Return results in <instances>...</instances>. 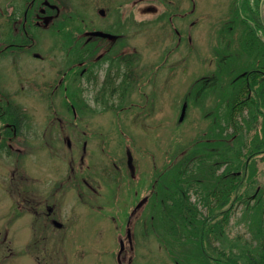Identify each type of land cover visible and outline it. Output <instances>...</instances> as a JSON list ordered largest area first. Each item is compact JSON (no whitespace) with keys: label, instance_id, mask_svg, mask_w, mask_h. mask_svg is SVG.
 <instances>
[{"label":"rangeland","instance_id":"1","mask_svg":"<svg viewBox=\"0 0 264 264\" xmlns=\"http://www.w3.org/2000/svg\"><path fill=\"white\" fill-rule=\"evenodd\" d=\"M53 1L58 17L35 35V46L21 52V45L6 47V43H21L17 23L7 25L6 21L11 8L17 13V2L13 0V6L0 0V49H14L0 52V92L19 106L25 132L23 141L13 138L12 148L0 151V264H118V237L132 209L127 200L139 199L152 185L155 193L132 220L131 263L209 264L192 235H187L192 223L181 226L180 213L183 206L195 210L197 206L196 215H205L203 189L210 188V181L209 165L204 163L209 160L197 161V155L207 150L205 145L195 147L197 138L202 132L209 137L214 122L215 126L222 123L223 107L217 108L214 121L210 110L227 96L230 70L245 66L251 55L231 49L233 58L220 45L221 25L230 18L234 1L89 0L88 25L106 27L111 33L108 39L98 40L99 52L118 35L122 55L138 54L133 67L139 80L128 83L130 77L124 75L121 64L122 74L115 78L124 87V95L103 100H95L92 89L78 76L72 82L84 94L83 100L69 96L65 100L62 89L67 86L53 85L57 87L49 96L39 92L50 89L43 79L58 83L72 57H77L72 49L62 48L58 34L62 29L51 25L76 15L75 25L82 26L84 12L73 0ZM100 7L105 10L102 16L97 12ZM240 28L236 25L238 33ZM93 42L90 49L98 47ZM230 43L232 48L238 46L236 35ZM218 53L226 67L224 75ZM104 67L106 63L96 70L99 78ZM67 77L71 78L69 71ZM221 134L219 138H229L225 130ZM126 148L135 157L137 173L132 176L124 164ZM183 157L190 158L192 165L182 166L189 171L182 182L186 195L171 204L166 196L178 188L176 171ZM223 168L219 166L218 173ZM79 175L91 183L95 194ZM54 180L57 184L51 187ZM24 183L42 190L38 191L41 196L48 190L59 198L55 216L62 228L50 222L42 226L40 219L21 214L17 205H21ZM163 207L168 209L165 213ZM242 211L248 213L249 208L240 202L228 213L224 234L218 235L219 244H229L241 255V263L246 261L242 242L233 236L248 228ZM31 217L32 224L26 225ZM250 232L245 231L246 237Z\"/></svg>","mask_w":264,"mask_h":264},{"label":"flooded vegetation","instance_id":"2","mask_svg":"<svg viewBox=\"0 0 264 264\" xmlns=\"http://www.w3.org/2000/svg\"><path fill=\"white\" fill-rule=\"evenodd\" d=\"M9 5H16L17 6V16L16 18L12 19L13 23H17L18 30L17 32L19 35H21V52H24L25 49L30 48L31 44L35 46V36L34 33L41 29V28H48L49 24L52 23V21L55 20V18L58 17L57 12V6H55V1L53 0H14V2H17L16 4L13 2V0H7ZM76 6L80 7L82 11L84 12L82 14L81 18V29L78 28L75 25V19L76 15H71L68 17V19L63 18L58 24H53L57 29H62L61 35L59 37L62 48L63 49H76L75 53L78 54V59L73 66L72 70L70 71L71 78H60L58 83L54 84V80L49 79H43V84L50 87V89L46 92L39 91L42 96H49L52 94V91L54 87L53 85H58L59 89L64 88V86H67L66 89H68V93H65L66 96L73 97L74 99L83 100L84 94L78 93L77 90V83H74V81L77 77V74H79L81 77V80L85 81L86 87L89 89L91 88L93 91V98L95 100H103L111 97L113 94L114 96L121 97V84L117 79L116 76L122 74L120 72V62L119 58L121 57V50L119 48V42L117 41L118 35H115L113 39H110L108 42V46L105 48L103 52H99L100 50V43L98 40L101 39H108V28L103 27L101 29H94L88 25L89 17L86 14L85 10L88 7L89 0H73ZM14 8H11L9 13L13 12ZM100 9H103V14L100 13ZM262 10V8H261ZM99 15H104L105 10L104 8L100 7L97 10ZM7 13V15H9ZM18 19V20H16ZM17 21V22H16ZM63 28H66L63 30ZM96 30H100L106 33L104 34H97L93 35L92 33ZM60 34V33H59ZM111 33H109L110 35ZM90 41H95L93 43L98 44V47L95 49H91L90 51ZM97 41V42H96ZM67 44H66V43ZM117 49V51H116ZM2 49H0L1 52ZM14 50V49H11ZM74 52V51H73ZM34 55L37 57L38 53H34ZM87 55V57H85ZM118 60V61H117ZM106 63V67H104V73L103 77L99 78L97 69L101 68ZM129 76H132L131 79L134 80V74L137 75V68H134L128 72ZM75 78V79H74ZM100 79V80H99ZM70 80V81H69ZM80 82V81H79ZM23 87V85H21ZM63 90V89H62ZM76 91V92H75ZM119 97V98H120ZM211 115L213 116V121L217 119L218 117V110L217 106L215 105L213 109L210 110ZM12 115H9V118H13L16 121V125H12L11 127V136L8 135L7 137L0 136V147H10L11 140L13 138L16 139L17 142H21L24 140V128L22 127V121H21V111L13 110L11 111ZM216 121L214 122V126H211L210 128V136H206V132H202L201 136L197 138L198 144L195 147H205L207 150L202 153L201 155H197V161L202 159L208 158L209 162L204 163L209 165V173L207 175L209 176V186L208 189H203V207L205 210L204 216H197L198 214V207L196 206V210L192 206H186L188 207V210L190 213H192L193 217L197 221H192L188 219L187 221L186 215L184 214L185 208L183 206L182 211L180 214L182 217L181 226L184 228L185 225L191 224L193 227V230H189L187 232V235H192L193 240L196 242L197 246L199 247L201 253L207 260L209 264H216L217 261V255L216 251L217 249H220L226 255H232L234 253V247L228 244L226 246H222L219 244L220 240H218V235H222L223 233V227L224 224L218 225V222L216 220H210V217L212 216L213 212H216V179L218 175V139L223 140L219 138L221 135H219V127L216 125ZM225 130L226 134L229 133V138H226L228 140V145H232V142L234 141L233 137V130L232 127L229 125L223 131ZM3 142H2V141ZM209 142H205V141ZM16 141H14L16 143ZM66 145L69 146L70 142L69 140H66ZM205 145V146H203ZM213 145V146H212ZM231 147V146H230ZM182 154V153H181ZM227 154L229 155L226 159L225 163H222L223 166L225 164H229L233 160L232 158V151L228 150ZM80 160H82V156H80ZM190 158L183 157V160L180 162L182 164L190 163ZM222 164L220 166H222ZM130 165V164H129ZM126 169L129 174L131 172L129 171V168L126 164ZM137 168H135L136 170ZM224 169V168H223ZM222 169V171H223ZM132 171V170H131ZM134 175L133 173L131 176ZM69 177V175L67 176ZM80 179L84 183V185L90 189L93 193H96V189L91 185V183L86 180L85 176H81ZM199 181V179H197ZM51 187L55 184H57V180H54L51 182ZM184 183V182H183ZM182 183V184H183ZM32 186V185H31ZM30 185H26V183L22 184L21 186V205H17V209L21 208V214H24L25 212L28 214H31L32 217H35L36 221L38 219V224H41L42 226L47 224V222L54 223L56 220V211L55 206L57 202H59V198L56 199L53 195H50L48 190H44L42 193V196L39 195L38 191L40 190H34L31 188ZM50 186V185H49ZM153 185L150 187L148 191L145 192L144 195L140 196L139 199L135 200V197L130 198L128 201L130 207L132 209L128 210V215L124 221V229L123 233H121L118 237L120 248L116 250L115 257L118 264H132V245H131V237H132V220L135 216L136 212L142 208V206L148 202V199L152 197L153 193H155L153 189ZM206 188V187H205ZM176 191V190H175ZM174 191V192H175ZM27 192H30L27 195ZM202 192V191H201ZM170 194H173L171 192ZM185 189L184 185L183 188L179 189L176 193V198H178V201L181 202L185 198ZM20 196V195H19ZM18 196V197H19ZM101 200L102 196L98 195ZM171 195L166 196V200L170 201L171 204H174L176 202L173 199H170ZM183 198V199H182ZM180 199H182L180 201ZM202 201V200H201ZM127 203V204H128ZM173 206V205H172ZM165 207H163V210ZM165 209L164 213L166 212ZM201 210V209H200ZM29 218V220L26 221V225H31L32 220ZM169 218V217H167ZM38 222V221H37ZM186 229V228H185ZM190 237V236H189ZM234 237V236H233ZM219 241V242H218ZM213 247V248H212Z\"/></svg>","mask_w":264,"mask_h":264},{"label":"trees","instance_id":"3","mask_svg":"<svg viewBox=\"0 0 264 264\" xmlns=\"http://www.w3.org/2000/svg\"><path fill=\"white\" fill-rule=\"evenodd\" d=\"M237 3L243 20L252 30H264L261 10L263 0H237ZM247 40L249 44L243 42L244 46L246 45L243 50L255 58L253 62L255 64L251 63L252 66L236 73L228 85L223 119L218 127L222 131L230 125L235 142L233 141L230 147L226 138L219 139L217 166L225 163L229 156L227 154L229 148L233 160L225 164L223 171L217 175L215 190L217 211L213 212L209 221L216 220L218 225L224 224L231 208L239 202L244 203V206L249 208V212H244L242 217L246 223H249L251 239L241 241L245 262L239 261L241 255L236 252L226 255L223 250L217 249L216 264H264V45L250 44L251 38ZM16 44L8 43L7 47ZM132 58L130 55L123 57L122 61L127 62L126 70H132L128 64ZM125 75L129 76L126 72ZM16 106L12 99L0 92V136L2 137L12 135L10 129L12 125H16V121L9 118V115H12L11 111L17 109ZM221 131L219 135H222ZM186 164L192 167L190 163ZM182 166L184 164L180 163L176 171L175 181L178 188L170 196V199L175 201H178L176 193L183 188L182 182L186 181L189 172ZM188 210L186 207L184 214L189 215L192 221H197ZM253 240L255 241L252 244Z\"/></svg>","mask_w":264,"mask_h":264},{"label":"water","instance_id":"4","mask_svg":"<svg viewBox=\"0 0 264 264\" xmlns=\"http://www.w3.org/2000/svg\"><path fill=\"white\" fill-rule=\"evenodd\" d=\"M99 11L101 14H103V9H100ZM97 33H100V32L97 31Z\"/></svg>","mask_w":264,"mask_h":264}]
</instances>
